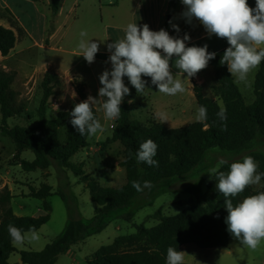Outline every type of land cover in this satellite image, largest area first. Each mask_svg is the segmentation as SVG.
Listing matches in <instances>:
<instances>
[{"label": "trees", "instance_id": "1", "mask_svg": "<svg viewBox=\"0 0 264 264\" xmlns=\"http://www.w3.org/2000/svg\"><path fill=\"white\" fill-rule=\"evenodd\" d=\"M35 2L37 0H34ZM181 0H168V15H174ZM50 10L57 16L61 0H50ZM6 12L16 21L13 12L5 8ZM168 22L162 26L167 31ZM27 35L18 23L12 27L0 26V55L8 56L16 47L19 40ZM48 44V41L46 42ZM226 50L217 52L215 59L208 64L212 68L216 86L215 95L219 101L204 93L203 85L194 82L193 93L198 106H205L207 119L194 122L182 128H169L161 123H143L132 117L131 104L128 103L137 96L135 88L127 77L124 83L130 89V95L125 96L121 105V115L115 120L111 142L120 143L123 147V160L120 166L126 171V183L121 187L103 186L97 179L87 174L83 163H73L71 159L81 150L89 147L88 135H80L71 125L70 112L60 110L55 118L48 117L49 101L62 87L63 78L47 71L42 81L43 97L38 109V122L32 126L9 124V119L24 114V106L18 103V93L13 88L15 73L0 68V136L9 138L14 145V165H19L25 172L47 170L56 164L63 170L73 172L89 190L91 199L97 204L92 218L71 219L64 231L42 251H21L24 264H54L57 257L71 246L85 239L101 233L110 223L109 215L118 209L130 208L146 191L152 198L165 190L166 186L178 178L191 173L197 166L204 163L208 153L219 149L223 153L242 154L250 156L258 162V173H264V153L256 150L255 146L264 140V61L259 65L253 84L255 100L247 104L234 77L228 71L227 65H221V57ZM206 69L201 70L200 75ZM147 81L146 88L151 84L150 77H142ZM76 93L82 101L88 98L86 82L79 77L72 80ZM145 91V90H144ZM225 111L226 119L221 120L217 113ZM93 112L99 119V114L93 106ZM30 118V117H29ZM66 128L64 137L61 130ZM151 139L158 148L154 157L158 167H150L146 163H138L136 153L142 142ZM34 153V160L22 157L25 151ZM243 157V158H244ZM232 160L218 171L227 173ZM263 187L254 189L250 186L237 195L231 197L233 205L242 202L248 196L264 192ZM133 181H150L151 189L144 188L138 192ZM216 175L208 184L207 190L202 191L194 187L195 202L183 213L177 216H165L161 211L154 214L159 222L148 228L143 224H136V232L116 238L110 245L101 248L89 260V264H166L167 249L173 247L178 251L185 244H195L199 248L227 247L232 235L227 231L225 218V197L216 189ZM53 187L44 184L40 188L29 186L26 197L46 200L53 194ZM14 195L6 187L0 190V264H10L9 258L17 249L12 243L8 232L9 224L21 229L23 233L34 227L38 231L51 218V207L45 201L43 212L37 217H19L11 207ZM135 213L125 215V219L132 220Z\"/></svg>", "mask_w": 264, "mask_h": 264}, {"label": "rangeland", "instance_id": "2", "mask_svg": "<svg viewBox=\"0 0 264 264\" xmlns=\"http://www.w3.org/2000/svg\"><path fill=\"white\" fill-rule=\"evenodd\" d=\"M2 1L8 4L7 7L14 12L13 14L17 19L15 21L0 3V26L12 27L13 23L16 22L20 25V21H23V26L27 27L26 31L31 35V37L26 35L23 39L24 43L20 41L17 50L10 56L3 58L0 55V68L15 73L13 88L18 93V103L24 106V114L9 119V124L11 126L37 124L38 109L43 97L42 81L48 70L56 72L53 67H56L57 62L62 63L63 67H73L74 73L82 74L85 79L79 78L86 82L89 95L99 99L98 90L101 87L99 76L104 70L111 69L95 62L96 57L91 64L84 59L78 48L81 39L79 34L82 30L86 31L88 36L85 39L98 43L97 37L100 30L103 29L101 26L102 17L106 22L113 19L117 20L119 16H124L131 9L133 0H124L120 10L116 8V4L114 6L108 4V0H61L63 1V11L57 16L52 14L47 0H37L36 2L34 0ZM54 34L55 36H53ZM35 42H42L45 48L35 45ZM46 46L49 47L46 48ZM90 67H95V70ZM256 72V68L252 69L245 81H239L236 78L237 85L248 105L255 100L253 83ZM58 74L63 78V85L50 98L49 118H55L60 110L71 112L75 104L82 102L72 84L75 75L73 73ZM198 76H204L203 82L197 80L196 82L203 85L205 95L220 102L214 91L217 84L214 73L208 68ZM186 77H183L182 82L185 91L174 96L158 92L155 85L147 86L143 93H139L132 99V117L146 124L161 123L156 117V113L164 111L168 115V121L161 124L169 128H182L198 122L196 116L199 106L195 96L189 92ZM174 99L178 102L173 103ZM94 107L98 111L103 131H98L97 134L90 136L88 139L89 147L77 153L71 161L83 163L86 173L97 179L103 186L121 187L126 183V171L120 166L123 160L122 145L118 142H111L115 120H106L100 105ZM65 131L66 128L64 127L61 130L63 137ZM3 139V150H0L3 151L0 162L2 167L10 165L13 176L20 182L35 181L34 186L23 185L22 190L27 191L29 186L40 188L42 184L47 183L53 187L54 192L62 191L65 195V199L56 193L49 197L48 200L52 207L51 219L37 231L38 239L26 238L22 246L15 245L16 251L18 249L42 251L64 231L69 220L88 219L94 216L97 204L92 201L89 190L79 182L78 177L73 172L65 171L56 164L48 170L25 172L20 166L14 165L12 159L8 160L10 150L15 152L14 145L9 138ZM255 149L264 153V140H260ZM246 154L244 152L238 155L223 153L219 149L211 150L204 163L197 166L188 175L173 180L164 191L156 194L154 198L151 197L149 191H146L130 208L111 212L109 215L111 221L101 233L74 244L60 254L54 264H89L87 261L92 259L102 246L110 245L120 236L135 233L136 224H143L148 228L157 225L159 221L154 218L157 211H161L165 216L180 215L194 204L196 198L193 192L194 187H198L202 191L207 190L208 184L214 178V174H210V169L218 168L220 170L223 166L219 164L221 160H239ZM23 158L33 161L35 156L32 151L28 150L24 153ZM4 178H9L5 168L0 170V179ZM249 186L254 189H261L263 181ZM21 203L29 205L24 211L25 216H33V214L37 216V205L41 204L42 201L32 197L17 196L13 202L14 208L18 210V205ZM129 213H135L130 221L124 218ZM233 243L234 255L232 257L225 253L221 255V248H217L213 249V252L207 254L206 257H202L199 253L198 255L192 254L187 262L188 264H255L253 257L258 256L260 251L264 249V241H261L255 250L242 245L237 239ZM194 247L201 253L206 251L198 246Z\"/></svg>", "mask_w": 264, "mask_h": 264}, {"label": "clouds", "instance_id": "3", "mask_svg": "<svg viewBox=\"0 0 264 264\" xmlns=\"http://www.w3.org/2000/svg\"><path fill=\"white\" fill-rule=\"evenodd\" d=\"M185 7L182 17L191 24L196 19L203 25L209 38L226 39L228 47L224 51L220 64L227 65L228 71L239 81H245L249 72L264 61V0H255V8L248 0H181ZM178 33L177 24L169 21ZM78 48L84 59L93 63L99 51L97 42L85 39L86 31L80 32ZM191 37L185 33L182 38L171 36L165 29L153 31L147 24L138 26L129 23L125 28V37L118 42L107 45L110 53L111 70H104L99 76L101 87L98 90L99 99L89 95L88 98L75 104L70 112V123L80 135L93 136L102 132L100 120L93 112V106L100 105L106 120H116L121 115L124 97L130 95V89L124 83V77L135 88L137 94L143 93L147 81L142 77H150L151 84L158 92L174 96L183 93L185 88L180 79H176L171 71L170 61L176 57L174 67L180 73L187 74V79L195 77L201 70L208 67L217 53L209 52L208 45L186 46ZM106 98V99H105ZM129 100L128 103H132ZM221 120L226 119L222 109L217 113ZM156 117L164 123L168 115L164 111L156 113ZM207 119V109L200 106L196 120ZM157 144L148 139L142 142L136 153L138 163H146L150 167H158L154 159L157 154ZM227 163L224 160L220 165ZM255 160L246 156L242 162H232L230 170L225 173L218 168L210 169V174L216 175V189L225 197L227 231L239 242L255 250L264 241V192L248 196L242 202L233 205L231 197L242 193L249 185L259 184L264 173H257ZM132 186L141 192L144 188L151 189L150 181H133ZM8 232L14 245L22 246L26 238H39L34 227L28 233L9 224ZM185 252L173 247L167 249L166 264H184Z\"/></svg>", "mask_w": 264, "mask_h": 264}, {"label": "crops", "instance_id": "4", "mask_svg": "<svg viewBox=\"0 0 264 264\" xmlns=\"http://www.w3.org/2000/svg\"><path fill=\"white\" fill-rule=\"evenodd\" d=\"M0 1H2V0H0ZM47 1L50 4V0H47ZM123 1L124 0H116V1L108 0V4L113 5V6L116 4L117 5L116 8L120 10V6L122 5ZM30 2L33 3L32 1H30ZM0 3L3 5L2 6L3 8H6L8 6V4L3 2V1ZM132 4L133 5H132L131 9H129L128 12H126V14L124 16H119V18L117 20L113 19L109 22H106L104 20V18L102 17L101 26L103 27V29L100 30V33L97 37L98 44H99V51L95 56L96 57L95 62H99V64H102V65L109 67L111 69V63L109 61L110 53L107 49V45L111 42H118L119 40L123 39L125 37V28L129 23H136V24H138V26H142L143 24H147L151 30L159 31L160 29H162V26L167 21L168 22L167 31L171 36L182 38L185 33L190 35L191 39H190V41L186 42V46H200V47H202L205 44H207L208 45V51L209 52H216V53L229 46L226 39L217 38L215 35H213L209 38V36L206 33V30L204 29L203 25L200 24V22L198 20L193 19L191 24L187 23L185 18H183L181 15L182 12L185 10V7L182 4V2L180 3L179 7L177 8L176 13L173 15V19L171 20L172 23L177 24L179 26L180 31L178 33L172 28L169 21L167 20V17H168V11H167L168 0H133ZM248 4L250 7L255 8V0H248ZM7 8H9V7H7ZM62 11H63V1H61V6H60V10H59L58 15H60ZM23 24H24V22L20 21V25L26 31L27 27L25 28L23 26ZM26 33H27V31H26ZM27 35H29L31 37L29 32L27 33ZM53 36H55V34ZM23 39H21L17 42L15 49L13 51H11V53L8 56H10L15 50H17L19 42L23 41ZM23 43H24V41H23ZM35 45H39L42 48H45V46L43 45L42 42H40V43L35 42ZM48 47L49 46H46V48H48ZM8 56H6V57H8ZM1 57H3V56H1ZM175 59H176V57L173 56L172 60L170 61L171 71H172V73L176 79H180L183 82V77L187 76V74L186 73L185 74L180 73L179 70L174 67ZM55 66L56 67H53V68L58 73H62V74L73 73L75 75V77L84 78L82 76V74H79L77 72L74 73L72 71L73 67L72 68L63 67V64L59 63V62H57L55 64ZM90 68L92 70H95V67H90ZM258 68H259V66L256 67L257 71H258ZM209 69L213 72L211 67H209ZM233 77H234L235 82L237 83L236 77L235 76H233ZM196 80L198 82H203L204 76L196 75L195 77L190 78V80L187 79L188 89H189V92L191 95H194V93H193L194 82L197 84H200V83L196 82ZM87 92H88V88H87ZM88 96H89V92H88ZM149 96L151 98V95H149ZM176 102H178V100L175 101V99H174L173 103H176ZM3 144H4V139H3V137L0 136V150H3V147H2ZM10 151H11V153L8 156V160L13 159L14 153H15L13 150H10ZM2 153H3V151L2 152L0 151V162L2 160L1 159ZM24 153L22 154V157L24 156ZM3 168L6 169V173H7V176L9 178L0 179V190L4 189L6 187H8L11 190L12 194L14 195V198L12 199V202H11L12 203L11 207L13 209V212L17 216H19V217H37V216H39L43 212V205H44L45 201L51 207V204L48 200L49 198H47L46 200H41L42 203L37 205L38 206V208H37L38 215L37 216L34 214H33V216H25L24 211L29 206L26 203L19 204L18 210H16L13 206V202L17 196H20L23 198H31V197H26V195L29 193V187H28L27 191L22 190L21 187H23V185L24 186L25 185H27V186L33 185L34 186L33 183L35 181L20 182V181L16 180V178L13 176V170L10 168V165H6V167H2V165L0 163V170ZM44 184H47V183H44ZM44 184H42V185H44ZM15 185H17V186H15ZM51 215H52V207H51ZM88 219H90V218H88ZM234 241H235V238L232 236L230 243L227 247H218V248H221L220 249L221 255H223L224 253L229 257H232L234 255V251H233L234 249L232 250V246H234L233 245ZM194 246H196V245L195 244H185L182 246L181 251L185 252L184 264H188V262H187L188 258L192 254L198 255V253H199L202 257L203 256L206 257L207 254H211L213 252L212 251L213 249H217V248H203L206 250V251H202V252L206 253V254H204V253H201V251H197V249ZM103 247H105V246H102L101 248H103ZM21 251H25V250L18 249V251H15L14 253L11 254V256L9 258L10 264H24L22 259H21V254H20ZM97 252H96V254H97ZM95 255H93V257H92V259H90V261L93 260ZM253 261L255 264H264V249L260 251L258 256L253 257ZM87 262L89 263V260Z\"/></svg>", "mask_w": 264, "mask_h": 264}, {"label": "water", "instance_id": "5", "mask_svg": "<svg viewBox=\"0 0 264 264\" xmlns=\"http://www.w3.org/2000/svg\"><path fill=\"white\" fill-rule=\"evenodd\" d=\"M172 19H173V15L172 14L168 15L167 20L171 21Z\"/></svg>", "mask_w": 264, "mask_h": 264}]
</instances>
